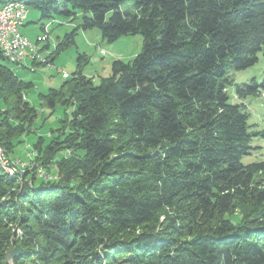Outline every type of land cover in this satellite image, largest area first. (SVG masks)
<instances>
[{
    "label": "trees",
    "instance_id": "16d2710c",
    "mask_svg": "<svg viewBox=\"0 0 264 264\" xmlns=\"http://www.w3.org/2000/svg\"><path fill=\"white\" fill-rule=\"evenodd\" d=\"M7 2L79 15L50 59L77 30L142 50L98 84L78 66L50 89L65 118L15 161L37 112L0 52V264L16 247L12 264H264V163L242 164L248 113L228 92L264 93L230 78L264 57V0Z\"/></svg>",
    "mask_w": 264,
    "mask_h": 264
},
{
    "label": "rangeland",
    "instance_id": "374dc122",
    "mask_svg": "<svg viewBox=\"0 0 264 264\" xmlns=\"http://www.w3.org/2000/svg\"><path fill=\"white\" fill-rule=\"evenodd\" d=\"M28 10V20L31 21L23 30L28 29L24 32H29L26 34L27 38L35 45V48L37 47V54L35 57L28 56L21 65H7L19 80L32 85L25 91L23 97L36 110L37 118L32 132L19 139L20 142L16 145L13 155H9L7 158L9 160L14 158V161L19 158L24 160L27 152L31 150V146L40 138L44 140V145H47L50 141L49 135H54V131L61 126L60 120L65 118L64 109L59 105L50 109L43 97L48 95L50 89H61L63 83L67 81L62 77L63 75L71 78L72 74L80 67L85 77L92 78L94 83L98 84L102 78H107L110 75L111 64L114 61L129 62L142 50V37L139 35L124 36L116 42L108 44L103 41L100 32L96 29L86 32L77 30L74 35V44L60 51L58 55L54 56V59H50L54 55L55 46L63 40L65 35L75 29L80 22V17L78 15L74 19H69L57 16L53 19L40 21L39 12L29 8ZM41 25L47 27L48 41L36 43L37 37H34V33H40L38 37L45 36V33L40 32ZM230 78L235 86L250 84L252 80L261 83L264 79L263 53L258 54L256 64L244 71L230 73ZM228 92L230 102L233 104L242 103L245 112L248 113L247 131L252 135L249 143L251 150L249 155L242 157V164L246 166L264 163V93L240 100L235 95L234 86L229 87ZM3 156L0 148V157ZM30 156L32 157V154ZM41 176L49 179L48 174H41Z\"/></svg>",
    "mask_w": 264,
    "mask_h": 264
},
{
    "label": "built area",
    "instance_id": "2783aa9c",
    "mask_svg": "<svg viewBox=\"0 0 264 264\" xmlns=\"http://www.w3.org/2000/svg\"><path fill=\"white\" fill-rule=\"evenodd\" d=\"M28 7L21 2H7L0 5V52L8 64L21 65L27 60L28 56L35 57L36 49L28 42L27 36L21 33V29L28 17ZM45 27V39L42 43L48 41L47 27ZM12 33L21 35L19 49H12ZM2 160V159H1ZM24 167V164L18 163Z\"/></svg>",
    "mask_w": 264,
    "mask_h": 264
},
{
    "label": "bare ground",
    "instance_id": "6f19581e",
    "mask_svg": "<svg viewBox=\"0 0 264 264\" xmlns=\"http://www.w3.org/2000/svg\"><path fill=\"white\" fill-rule=\"evenodd\" d=\"M41 39H45V36H41V37H37V39H36V43H42V40ZM12 49H19V42H21V35H19V33H12ZM28 42L29 43H31L30 41H29V39H28ZM32 44V43H31ZM32 46H33V48L34 49H36L35 48V45H33L32 44ZM41 59V58H40ZM45 60V59H44ZM45 63V62H44ZM48 64H50V63H48ZM47 65V64H46ZM48 66H50V65H48ZM64 79H66V78H68V76H66V75H63L62 76ZM22 164V163H21Z\"/></svg>",
    "mask_w": 264,
    "mask_h": 264
},
{
    "label": "water",
    "instance_id": "95a60500",
    "mask_svg": "<svg viewBox=\"0 0 264 264\" xmlns=\"http://www.w3.org/2000/svg\"><path fill=\"white\" fill-rule=\"evenodd\" d=\"M20 255V250L19 248H14L13 250L7 252L6 254V262L8 264H12V261L15 257L19 256Z\"/></svg>",
    "mask_w": 264,
    "mask_h": 264
},
{
    "label": "crops",
    "instance_id": "0c3cea01",
    "mask_svg": "<svg viewBox=\"0 0 264 264\" xmlns=\"http://www.w3.org/2000/svg\"><path fill=\"white\" fill-rule=\"evenodd\" d=\"M33 16V15H32ZM28 17H29V14H28ZM27 17V19L25 20V23H24V25H23V27H22V29H21V33L23 34V35H25V36H27L26 34H29V32H24L25 30H28V29H24L23 30V28L27 25V23L29 22V21H31V20H28L29 18ZM40 32H41V30H40ZM39 34L40 33H37V34H35L34 33V37L36 38V37H38L39 36ZM37 46H38V44H37ZM47 48V46H44V48ZM40 50V49H39ZM36 51H37V47H36Z\"/></svg>",
    "mask_w": 264,
    "mask_h": 264
}]
</instances>
